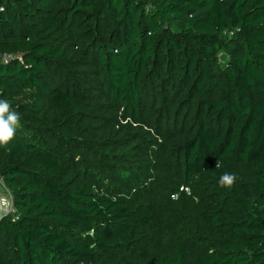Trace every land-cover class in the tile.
I'll return each instance as SVG.
<instances>
[{
    "label": "trees",
    "instance_id": "trees-1",
    "mask_svg": "<svg viewBox=\"0 0 264 264\" xmlns=\"http://www.w3.org/2000/svg\"><path fill=\"white\" fill-rule=\"evenodd\" d=\"M0 100V264H264V0H0Z\"/></svg>",
    "mask_w": 264,
    "mask_h": 264
},
{
    "label": "rangeland",
    "instance_id": "rangeland-1",
    "mask_svg": "<svg viewBox=\"0 0 264 264\" xmlns=\"http://www.w3.org/2000/svg\"><path fill=\"white\" fill-rule=\"evenodd\" d=\"M182 187L184 188L183 190H185L186 193L191 194L189 186L185 188V186L180 185L178 191L181 192ZM149 195H151V197H158L159 192H156L155 194L154 192H150ZM178 195V193L174 192L171 194V198L176 199ZM1 196L7 198L11 213H13L15 211V208L12 203L9 190L5 187L2 179L0 178V197ZM165 197L166 193L164 194V198ZM164 198L160 200H154L150 203V205L147 206V208L153 212V221L144 231L143 242L141 244H135L134 247H132V249L130 250L132 258H147V256H151V253H161L171 248V236L169 235L167 229H165L166 223L162 222L161 220H172V225L174 226L173 232H175V234L186 232L197 221V214L186 212V210L189 208L187 204L179 202L169 205L164 202ZM195 198L196 197H194V199ZM200 214L203 215L204 213L202 212ZM147 235L149 237L145 240L144 236Z\"/></svg>",
    "mask_w": 264,
    "mask_h": 264
},
{
    "label": "clouds",
    "instance_id": "clouds-1",
    "mask_svg": "<svg viewBox=\"0 0 264 264\" xmlns=\"http://www.w3.org/2000/svg\"><path fill=\"white\" fill-rule=\"evenodd\" d=\"M20 127V116L12 109L7 100H0V146H7L16 136ZM237 177L234 173L224 172L218 180L221 187L231 188Z\"/></svg>",
    "mask_w": 264,
    "mask_h": 264
},
{
    "label": "built area",
    "instance_id": "built-area-1",
    "mask_svg": "<svg viewBox=\"0 0 264 264\" xmlns=\"http://www.w3.org/2000/svg\"><path fill=\"white\" fill-rule=\"evenodd\" d=\"M2 58L4 60H6L7 58H9V55H3ZM2 214H11V209H10V206L8 204L7 198L4 196L0 197V216Z\"/></svg>",
    "mask_w": 264,
    "mask_h": 264
}]
</instances>
